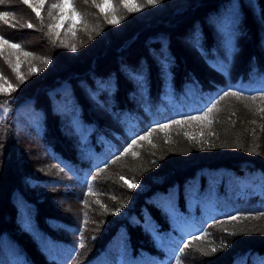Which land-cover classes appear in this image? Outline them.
Returning a JSON list of instances; mask_svg holds the SVG:
<instances>
[{
    "label": "trees",
    "instance_id": "16d2710c",
    "mask_svg": "<svg viewBox=\"0 0 264 264\" xmlns=\"http://www.w3.org/2000/svg\"><path fill=\"white\" fill-rule=\"evenodd\" d=\"M133 1L69 0L89 30L67 42L47 30L57 10L0 0V75L10 57L23 70L0 91V264H264V0ZM29 131L52 163L93 178L79 243L63 236L51 169L29 165ZM259 180L260 196H237ZM170 217L204 233L177 241Z\"/></svg>",
    "mask_w": 264,
    "mask_h": 264
},
{
    "label": "rangeland",
    "instance_id": "374dc122",
    "mask_svg": "<svg viewBox=\"0 0 264 264\" xmlns=\"http://www.w3.org/2000/svg\"><path fill=\"white\" fill-rule=\"evenodd\" d=\"M122 1L123 0H118V3ZM125 1H126L125 4H128V5H132L136 3V1H133V0H125ZM29 3L34 4L37 7V10L39 12L40 10L47 11L49 8H52L51 7L52 5H49V4L44 5V2H43V6L41 7L40 0H29ZM102 4L104 6V11L106 9V12H109L110 6L114 7L113 0H102ZM24 5L27 6L28 9H30V11L33 14L35 13L36 15V12H34L32 8L28 6L27 3L24 2ZM124 8H127V7H124ZM53 9L58 11V21L55 19L54 20L49 19V22H48L49 29L47 30L49 34L54 36L56 41H63V39L67 42L77 41L78 39H77L76 33L78 31L79 33H84L89 30V27L81 24V22L78 21L77 17H74V18L71 17L72 10L70 8H65L63 13H61V10L60 9L58 10V8H53ZM115 14H116V11L112 14H109V17L113 18ZM204 24H207V22H205ZM92 29L90 28L91 32H94ZM70 37L72 39H70ZM244 37L245 39H247L246 36L244 35L239 36V38L236 41L237 43L236 48L237 47H240V49L244 48V45H245ZM20 39H21L20 41L24 44L23 47L25 49L32 50L33 52L36 53V57L34 60L36 59L40 60L42 58V54L46 52V49L42 46H33L34 43L36 42L35 36H32V37L23 36V37H20ZM183 39L185 38L184 37L180 38L181 43L184 42ZM184 45L188 46L187 44H184ZM4 58H5V55H4ZM234 60H235L233 64L234 71H232V73H229L228 76L230 77L226 78L225 76L223 78H220L221 80H219V82L222 83L223 85L227 84L229 81H232L233 79L235 80L238 79L237 72H239V69H240V66H239L240 62L238 61V57H236ZM2 65L4 66V68L5 67L7 69L9 68V70L10 68H12V71L10 70L8 72L6 68L4 69L2 67L4 71L6 70L10 75L17 74L16 76H12L11 78H10V75L4 74L7 77V78H4V75L1 73L2 75H0V78H1L0 91L7 93L9 92L8 85L9 84L13 85L11 79L15 80L16 78H18V74L19 76H22L23 70L19 71L21 62L17 63L16 60H12L11 57L9 60L4 59ZM10 72H12V74ZM64 125H67V124L64 123ZM66 131L67 132L69 131L70 133L69 135H74L73 131L70 128H66ZM31 134L32 133L29 131L24 135L25 142L27 143V145H29L32 148L31 151L33 152L32 158H30V161H29V165L34 166L36 164V161L40 160L44 162V164L46 165L45 166L46 168L51 169V170H48L49 171L48 174L50 175L49 177H53L54 181L48 183V185H50L49 190L51 189V191L57 193V196L53 197V199L51 200L52 201L51 203L53 204L54 207H57L60 209L63 208L62 210L67 214L65 217L67 219L66 221L68 222V226L66 229L63 230L62 232L63 236L72 244L76 242L79 243L80 240L82 239L81 233L84 228V225L82 224V221H83L82 213L85 211L84 209L87 206L89 195L93 194V193H90L89 191L90 190L89 187L92 186L93 178H90L89 173H85V171L83 170H81L82 171L81 175L77 176L76 178V176L70 173L68 168L63 167L59 165L58 163H55V161L53 162L54 163L53 164L49 160L50 159L49 155L45 153L44 151L45 148L43 149V147L40 144L33 142V141H37L36 139L39 138L38 135H35L34 138L31 139L30 137ZM78 148L80 149L79 151L81 153L85 154L84 147L79 146ZM82 165L87 166L88 164H84L82 162ZM241 183H242V187L240 190H238L237 196L240 198H243V201H245L244 200L245 197L248 198L249 196L251 197V196L261 195L263 184L261 183L260 180L258 184L254 183L252 186L249 183H245V184H243V182ZM38 188H39L38 191H44V189L48 187L45 188L42 186H38ZM245 203L246 202H242L243 205ZM209 211L210 212L208 216H210V213L212 214L214 212V209H210ZM179 224H181V226H179ZM170 225L175 232V239L180 242H182L183 239L190 238V236L197 235L196 234L197 232L198 233L201 232V234L204 233V229L200 228L198 225H196L193 222H189V223L186 222V224H184L183 221H181L178 223L170 217Z\"/></svg>",
    "mask_w": 264,
    "mask_h": 264
},
{
    "label": "snow or ice",
    "instance_id": "6c2138e0",
    "mask_svg": "<svg viewBox=\"0 0 264 264\" xmlns=\"http://www.w3.org/2000/svg\"><path fill=\"white\" fill-rule=\"evenodd\" d=\"M24 2L27 3L28 6L31 7L34 12H36L37 16L40 15V12L37 10V7L34 4L29 3V0H24ZM43 2H44V0H40L41 7L43 6ZM148 2L149 3H155V0H148ZM51 7L52 8H59L61 10V13H63L65 8H71V4L69 3V0H63V2L61 4H53ZM97 7H99L101 9V11H104V6L97 5ZM125 7L129 8L130 11L139 10V7L137 5H135V4H132V5L125 4ZM3 15L7 16V13H4ZM77 16H78V14L75 12V10H73L72 13H71V17L74 18V17H77ZM109 22L110 23H118L119 21L115 18V16H113V18ZM28 27H32V24L29 23ZM0 43L8 44V40L0 38ZM9 47H11L13 49H18L20 46L15 44V43H12V44H9ZM73 51H75V47H73ZM24 55L27 56V55H29V53L25 52ZM44 63L46 64V63H48V61L45 60ZM14 71H15V69H14ZM18 78L21 81L23 80V77L19 76V74H18ZM8 88L11 91H15V88L12 87V85H10V84L8 85ZM224 95H229V93L225 92ZM231 95L236 96L237 93L233 92V93H231ZM251 99L254 101L255 97H252ZM214 107H215V105H213V108ZM213 108H209L208 112H211L213 110ZM206 116H207V113L205 114V117ZM192 119H199V118L198 117H192ZM176 123H180V121H176ZM163 127L167 128L168 125H164ZM149 135H151V133H149ZM141 139H145V137H141ZM133 143H135V141H133ZM129 187H135V185L134 184H129ZM89 191L91 193V190H89ZM232 219L235 220V219H238V217L233 216ZM81 247H83V245H81ZM185 247H187V245H185ZM215 251H217L216 247H212L211 248V252H215Z\"/></svg>",
    "mask_w": 264,
    "mask_h": 264
}]
</instances>
